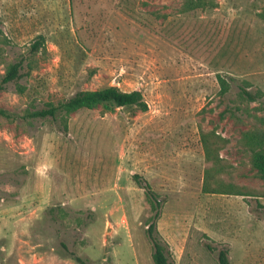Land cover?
I'll return each mask as SVG.
<instances>
[{"label": "rangeland", "instance_id": "rangeland-1", "mask_svg": "<svg viewBox=\"0 0 264 264\" xmlns=\"http://www.w3.org/2000/svg\"><path fill=\"white\" fill-rule=\"evenodd\" d=\"M184 2L0 0V81L24 61L0 91V264H155L135 174L162 200L172 264H219L221 248L264 264V180L242 142L264 116V0ZM109 85L141 90L149 108L29 115ZM242 86L261 99L242 100ZM208 131L227 140L222 178L247 194L203 190Z\"/></svg>", "mask_w": 264, "mask_h": 264}, {"label": "trees", "instance_id": "trees-1", "mask_svg": "<svg viewBox=\"0 0 264 264\" xmlns=\"http://www.w3.org/2000/svg\"><path fill=\"white\" fill-rule=\"evenodd\" d=\"M215 0H185L183 10L188 11L197 8H206L214 6ZM43 46L42 41L37 40L33 44L34 50H39ZM1 56V53H0ZM24 61L23 59L8 64L7 71L0 81V91L6 89L7 84L17 81L23 77ZM221 94L225 95L229 91L230 83L221 78ZM22 90V89H21ZM240 98L242 100L255 102L260 100L263 93L253 92L246 86L240 89ZM110 103L114 106H133L136 105L142 110H147L148 103L145 100L141 90L126 91L117 85H109L101 89H82L78 90L71 97L57 103L49 102L45 107L35 109L29 112L32 117L48 118L58 120L60 117L66 121L67 116L82 108H94L100 104ZM0 114L7 117L11 113L0 108ZM257 123L253 128L243 132L242 142L251 156L253 167L257 170L259 176L264 180V116H258ZM67 124H65L66 126ZM203 144L206 154V160L210 165L205 169V181L203 190L205 192H218L228 194H247L237 184L227 182L222 178V174L227 169V161L221 157L219 151L221 146L227 141L224 137L215 131L203 132ZM134 177L139 180L141 186L145 188L152 209L154 210L153 220L148 225V235L153 245V259L155 264H172V256L168 243H166L157 231V220L161 215L162 200L159 194L152 187L151 183L146 181L139 174ZM264 196V192L262 193ZM211 247V246H209ZM81 261V257H77ZM219 264H231L229 249L221 248L218 251ZM86 264V263H83Z\"/></svg>", "mask_w": 264, "mask_h": 264}]
</instances>
